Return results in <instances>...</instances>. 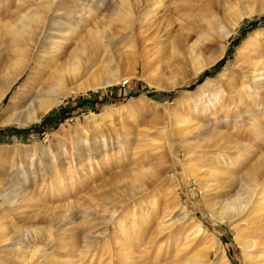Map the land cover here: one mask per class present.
I'll list each match as a JSON object with an SVG mask.
<instances>
[{"label":"rangeland","instance_id":"obj_1","mask_svg":"<svg viewBox=\"0 0 264 264\" xmlns=\"http://www.w3.org/2000/svg\"><path fill=\"white\" fill-rule=\"evenodd\" d=\"M39 1L0 0L7 7V13L0 15V26L8 20L13 22L24 11H37L45 17L38 41L49 44L64 31L68 38L65 51L80 50L78 54L73 52L81 61L75 74L66 79L64 86L69 92L60 95L38 121L2 123L0 116V191L7 187V195H0V251L15 244L29 258L25 264H176L198 255L195 258L200 264L256 263V258L250 257L260 256L264 228L248 227L244 216L225 221L214 218L203 203L205 192L196 175L219 169L215 172L218 179L211 177L215 178L211 181L222 182L230 165L226 161L222 165L220 160L237 156L241 164L236 171L254 169L264 182V154L259 158L254 153L255 148L264 153V138L257 141L260 134L264 135V108L258 105L264 95L254 97L251 106L257 117L242 119L236 116L237 110L245 106L236 108L231 102L234 92L230 91L233 85L247 92V87H252L250 62L264 59V0H243L247 8L228 36L222 35L219 20H213L222 19L225 0L158 1L153 19H162L164 25L170 18L174 22L167 33L160 31L149 41L159 44L147 60L145 72L138 56L139 44H135L132 60L126 51L124 23L129 19L123 15L120 0H51L46 11L37 5ZM141 1L130 7L131 19L152 2L147 0L144 5L145 0ZM77 11L89 21L80 20L79 27H72L79 21ZM99 18L112 37L109 50H115L106 52L91 45L90 26L93 23L94 27ZM221 21L228 27L224 18ZM208 24L214 27L212 34ZM70 28L75 33L69 36ZM257 32V38L251 39ZM1 33L0 27V70L12 58L10 45L19 39ZM249 38L256 44L252 42L251 51L241 50L240 55L239 49ZM169 41L176 49L170 48ZM191 44H207L203 59L223 53L222 58L192 74L191 64L182 59ZM37 53L41 55L36 52L34 56ZM66 57L62 62L69 61ZM30 64L0 104V115L11 97L16 100L24 96L22 102H28L30 94L25 88L34 66ZM108 79L112 81L107 84ZM125 79L128 82L122 85ZM91 84L96 86L75 91ZM209 95L215 101L207 103ZM173 112H183L191 121L178 123ZM209 130L230 134L237 146L247 143L246 149L240 152L234 142L235 146L227 143L230 147L226 149L225 145L219 150V146L212 147L210 141H201L202 134L208 136ZM259 161L261 165L256 166ZM133 169L145 174L139 180L133 177L135 181L131 177ZM75 176L80 177L75 180ZM202 178L210 180L207 175ZM219 188L213 186L210 197H225L227 190ZM129 191L135 194L130 197ZM140 212L144 215L141 218ZM183 212L187 216L180 219ZM197 225L203 229L198 234ZM246 240L258 242L260 248L239 243ZM31 245L45 254L37 255ZM5 257L0 252V264H23L16 258L7 262Z\"/></svg>","mask_w":264,"mask_h":264},{"label":"bare ground","instance_id":"obj_2","mask_svg":"<svg viewBox=\"0 0 264 264\" xmlns=\"http://www.w3.org/2000/svg\"><path fill=\"white\" fill-rule=\"evenodd\" d=\"M48 1H49L48 4H45L43 1L42 2L39 1V3L37 2L38 3L37 5L39 7H41V9L43 11H46V10H48L47 8L49 6H51V4H52L51 0H48ZM158 1L162 2L164 0H152V2H150L148 5H146L147 7L144 11L140 10L138 13H135V14H137V16H135L134 19H131L133 12H132V10H130V7L131 6L133 7V5L136 7L138 0H120L119 1L120 5L125 10L123 15L128 17L127 20L129 19L127 21V24L124 23V26L127 28V32H126L125 36H126L127 42H128V45H126V48L128 50L126 49V51H129L128 52L130 54L129 59L132 60L131 57H134L132 55H134L133 52L136 49L135 44L136 43L139 44L140 50H139V52L138 51L137 52H138V56L140 57V59L143 63V66H144L143 72H145L147 70V63L149 62L147 60H149V58L153 55L152 52H155L157 50V49L155 50V48L159 44L157 41H155L154 43L149 42V41L153 40L155 35H158V33L160 31L166 32L167 30H169L168 27L172 26L171 24H172L173 20H171V18L167 20V23L165 22L166 23L165 25H164V23L161 24L162 19L157 20L156 17L153 19V16H155L156 11H157L156 8H155V10H153V9L155 7V4ZM141 2L142 1L140 0V3ZM146 2H147V0H145L144 5L146 4ZM225 2L222 5L223 15L221 18L222 19L224 18V20H226V24H228V27L223 26L222 21H221L222 19L221 20L219 18L215 19L217 17H213V20H215V21L219 20L218 23H219V25H221L220 27L222 30V35L228 36L231 33V31L238 25V22L244 13L243 10H244V8H247V7H244L246 5H244L243 0H231L229 2H227L225 0ZM140 6H141V4H140ZM260 7H261V5H260ZM262 8H264V5ZM119 9H120V7H119ZM143 9H144V7H143ZM6 10H7L6 5L4 3L2 4V2H0V15H2L3 13H7ZM248 11H249V9H248ZM70 12H72V10ZM115 12H117V10ZM119 12H120V10H119ZM73 15H74V13H73ZM75 15H76L77 19H79V21L77 20V22L72 23L73 24L72 27H77V26L79 27L81 24L80 20L84 21V22L89 21L88 19L85 20V14L84 13H80L77 11V12H75ZM150 15H152V16H150ZM111 17H112V15H111ZM44 20H45V17L42 16L41 14H38L37 11H35L33 13L30 12V14L25 13V11H24V13H21L20 15H18V17L15 18V20L13 22H10L11 20H8V21H6V23H4L0 26L1 31L4 34H9V35L11 34V35L17 36V38H19L18 40H14L15 43H12L10 45V47L13 48L12 49V58L10 60H8L7 62H9V63L5 64V67H3L2 70H0V104L2 102H4V97L11 90L13 85L16 82H18V79L20 78V76L28 70V67L31 65L30 63L34 64L33 70L31 71V76L27 79L26 88H25L26 94H30V96L28 97L29 100H27L28 102H25V101L22 102V99L24 96L19 97L20 99L16 98V100L11 99L12 98L11 97L10 100L2 108L1 115H0L2 123H5V122L6 123H18V124L22 125V124H28L32 121H38V119L42 116L41 114H43L44 112L47 111V109H49L51 106H53V104L55 103V101L58 100V97L60 95H64L67 92H69L68 91L69 89L65 90V86H64L66 84V79H67L68 75L73 76L75 74V70L76 69L78 70L77 67L80 64L79 62L81 60H79V62H78L79 55L77 56L76 54L80 53V50H75V49L71 50L72 52L74 51L76 54L74 52L72 54L71 51H69V53H67L65 51L64 48L66 46H64V45H65L66 39H68V38L64 37V35H63L64 31L61 32V29H60L61 33L59 32L60 34H58V38L53 39V40L51 38L50 40H52V41H50L49 44L46 41H40V42L38 41L39 35L41 34V32H43V26L42 25L45 22ZM210 20H212V18ZM90 21H91V18H90ZM134 21H137V24H133ZM102 22H103V20L99 18V19H97V21H95L94 27L92 25L93 23L90 26V28H91V37H90L91 38V45H93L94 47H97V48L106 49L105 51L107 52V51L113 50L116 47H113V49L109 50L110 43L112 42L111 41L112 37H110L111 34L108 31V27L105 24L102 25ZM209 22H211V21H209ZM207 27H208L207 28L208 32L210 34H212L214 31L213 25L208 24ZM50 29H52V28H50ZM47 30H49V29L47 28ZM57 31H59V29H57ZM44 32H45V30H44ZM50 32H52V31H50ZM259 32L253 34L251 39L252 38H253V40L256 39L257 36L259 35ZM3 33H1V35ZM65 33H67V32H65ZM68 33L70 36V34L75 33V29L70 28V32H68ZM68 33H67V35H68ZM47 34H52V33L48 32ZM161 36H162V34H161ZM81 38H82V36H81ZM13 39H15V37H13ZM251 39L249 38V40L245 41L244 44H242V46L243 45L244 46L243 47L241 46V48L239 49L240 55L241 54L243 55L241 50L246 49L245 53H248L251 51V47H249V46L251 44L253 45L252 42H254V43L256 42V41H253ZM80 40H82V39H80ZM104 40H105V42H104ZM171 41H169L170 48L176 49L177 46H175V43H173ZM102 42L104 43V45L101 44ZM88 45H89V43H88ZM206 48H207V44L202 45V46H199L197 44H191L190 46H186V49L184 50V53H183L184 55L182 54L183 55L182 59L188 61L191 64L192 71H193L192 74L200 73L202 70L206 69L207 66L215 63L217 60H219V58H222L223 53L217 55L213 59H207V60L203 59L202 52ZM148 51H151V52L148 53ZM161 51H163V49ZM36 52H40L41 55H39L37 53V56H34ZM111 52L113 54L114 51H111ZM71 56H73V59ZM64 57L68 58L69 61L67 63L64 62V60L62 62L61 58H64ZM248 57H249V55H248ZM258 57H259V55H258ZM80 58H81V56H80ZM119 61H120V59H119ZM249 69H250L249 71H252V74H251L252 76L249 78L250 83L252 84V87L251 86H250V88L247 87V89H248V90L246 89L247 92H245L244 89H241L242 86L239 89L233 85L230 86V88L232 89L230 91L234 92V95L231 96V99H232L231 102L235 104L236 108H239V105L245 106V107H242L244 109H238L237 110L236 116L238 118H242V119L244 116H250V115L257 117L258 114L254 113V110L251 109V106H252V104L255 103L254 97L259 96V94L264 95V59L261 58L259 60L254 61V62H250ZM141 76H143V75L141 74ZM209 79H211L209 81H213L212 78H209ZM110 81H112V80L108 79L106 81V83L108 84ZM250 83H249V85H250ZM239 85H241V84H239ZM95 86L96 85L91 84L90 86H86V87L81 88V89H75V91L76 92L86 91L89 89V87L94 88ZM199 88H201V85H199ZM262 97H264V96H262ZM215 99L216 98L214 96L209 95L207 103L209 101H215ZM195 102L197 103V99ZM241 104H243V105H241ZM258 105H260V108H264V101L262 100L260 103H258ZM175 112H173V113L175 115H177L176 120L178 121V123H188L191 121V118H189L183 112H181V113L179 112L177 114ZM237 117H235V118H237ZM104 118H105V116H104ZM198 127H200V126L198 125ZM229 135L230 134H228V133L226 135H224V133L219 131V130H212L209 132V135L206 137H204V133H203L201 141L202 140L203 141H205V140L210 141L209 143L212 144V147L216 148L217 146H219V147H217L218 150L221 149L220 147H223L225 145L223 147V149H226L228 144L231 142L235 143V139H236V138L233 139L232 136H229ZM261 135L262 134H260V136L257 137L258 142L263 141L264 135L263 136H261ZM235 144L233 146H235ZM236 146H237V144H236ZM245 146H247V143H243V144L237 146L236 148L240 152L241 151L243 152V149H246ZM210 147H211V145H210ZM228 147H230V146H228ZM254 153L259 158L264 154V153H260V149H257V148H255ZM229 157H228L229 160L228 159L225 160V158L220 160L221 161L220 163L222 165L225 163V161L227 162V165L228 164L230 165V166L228 165L229 169L226 172L227 174L223 173L224 174V180L222 179L221 180L222 182H218V181H220V179L217 182L214 181L215 183H212V181H211V180H214L215 178L218 179V176L216 175L215 172L220 171L219 169L216 171H214V169H213V171L212 170H204L202 173L197 172L196 176H198L197 178H198V183L200 185V189L203 191L202 193L205 192L203 203L205 205H207L208 211L212 213L213 217L219 221L233 220V219L237 218L238 216H244L245 217V219H244L245 223L248 225V227L257 228L259 230H262L264 228V182L262 180H259L260 175L256 176L254 169L252 171L244 170V172L239 171L240 169L236 171L237 166L239 164H241V161L237 158V156L230 157V158ZM259 158H257V161ZM243 163H245V162H243ZM212 164H213V162H212ZM260 165H261V162L259 161L256 164V166H260ZM143 167H142V169L141 168H138V169L143 170L144 169ZM188 169L190 170V172L192 171L190 168H188ZM198 170L199 169L197 168V171ZM241 170H242V168H241ZM248 170H250V169H248ZM133 171H134V169L132 170V172ZM236 172H238V173L236 174ZM142 173H144V171L136 172V170H135L132 173L131 177L132 178L135 177V179H136L140 175H142ZM205 175H207V179L210 176V178H209L210 180H208L207 182L202 180V179H204L202 177H205ZM153 176H154V174H153ZM77 177H80V176H75V180L77 179ZM211 177H215V178L211 179ZM138 180H139V178H138ZM142 181H144V180H141V182ZM213 186H216L218 188L221 187L223 189L225 188L227 190V192H225L223 194V196H225V197L217 198V199H214L215 197L214 198L210 197L208 192L212 189ZM6 188L4 190L0 191V195L2 197H5L7 195V193L5 192ZM120 188H122V187H120ZM230 190H232L231 193H230ZM134 191L133 192L129 191L130 197L135 194ZM33 199H34V197H33ZM129 214L131 215V213H129ZM139 214H140V218L144 216L143 214H141V212ZM186 216H187V213L183 212L182 217L180 216L181 217L180 219L185 218ZM123 223H128V222H127V220L126 221L124 220ZM170 223L172 224V222H170ZM171 224H170V226H171ZM165 226H168V225H164V227ZM165 228H167V227H165ZM202 230L203 229H201L200 225H197V227H195V233H197V234L200 233ZM104 231L105 230H103V232ZM37 234H36V236H37ZM192 234H193V232H192ZM38 235L40 236V234H38ZM193 235H190V236H193ZM40 238H41V236H40ZM4 242H5V240H4ZM6 242H8V241L6 240ZM121 243L119 246H121ZM239 243L242 245L246 244L247 247H252V246H257L256 244L258 242L253 243L250 240H246V242H239ZM25 246H27V245H25ZM134 246H135V244H134ZM257 247H259V246H257ZM260 247H262V249H261L262 251L260 250L261 252L259 254L260 256L250 257V259L256 258V263H254V264H264V243L262 245H260ZM31 250L34 251V253H36L39 256L42 254H45V252H46V251H43V249H39L38 247H36L34 245H31ZM0 252L3 255L4 254L6 255V257H7L6 260H8V259L10 260V258H16V259H20V261L22 260L21 262L23 264H25V263H27V261L29 259V258L27 259L26 254H25V256L22 255L23 250L20 251V249L15 247V244H13V243L10 246H8V248H6ZM26 252H28V251H26ZM131 253H133V251ZM129 255H130V253H129ZM129 255H126V256H129ZM31 257H32V255H31ZM190 257L186 258V259L183 258V259L179 260L177 263L176 262L175 263L176 264H200L195 258V257H197V259H198L199 255L195 256V257L192 256L191 258ZM178 259H180V258H178ZM9 260L7 262H9ZM50 260H51V258H50ZM50 260H48V261H50ZM38 263H40V262H37V264ZM119 263H121V262L117 261V264H119ZM172 264H174V263H172ZM202 264H204V263H202Z\"/></svg>","mask_w":264,"mask_h":264},{"label":"built area","instance_id":"obj_3","mask_svg":"<svg viewBox=\"0 0 264 264\" xmlns=\"http://www.w3.org/2000/svg\"><path fill=\"white\" fill-rule=\"evenodd\" d=\"M126 82H128L127 79L123 80V81H122V85H123L124 83H126Z\"/></svg>","mask_w":264,"mask_h":264},{"label":"trees","instance_id":"obj_4","mask_svg":"<svg viewBox=\"0 0 264 264\" xmlns=\"http://www.w3.org/2000/svg\"><path fill=\"white\" fill-rule=\"evenodd\" d=\"M221 62H219V64H220ZM5 98V97H4Z\"/></svg>","mask_w":264,"mask_h":264}]
</instances>
